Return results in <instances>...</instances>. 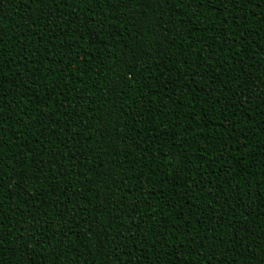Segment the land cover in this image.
I'll return each mask as SVG.
<instances>
[{
  "label": "trees",
  "instance_id": "obj_1",
  "mask_svg": "<svg viewBox=\"0 0 264 264\" xmlns=\"http://www.w3.org/2000/svg\"><path fill=\"white\" fill-rule=\"evenodd\" d=\"M0 264H264V0H0Z\"/></svg>",
  "mask_w": 264,
  "mask_h": 264
}]
</instances>
